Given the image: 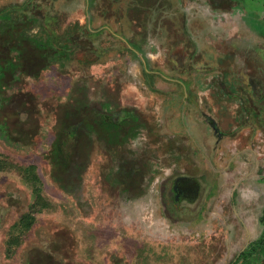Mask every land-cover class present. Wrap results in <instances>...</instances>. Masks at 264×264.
Returning <instances> with one entry per match:
<instances>
[{
  "label": "rangeland",
  "instance_id": "1",
  "mask_svg": "<svg viewBox=\"0 0 264 264\" xmlns=\"http://www.w3.org/2000/svg\"><path fill=\"white\" fill-rule=\"evenodd\" d=\"M25 1L0 0V7ZM243 2L256 22L246 48H264V0ZM27 4L19 12L12 6L0 11V22L17 17L23 29L31 25L27 35L33 37L24 42L27 60L23 55L20 69H7L0 79V264H264L262 248L242 255L264 232V157H244L264 151V129L258 135L256 127L254 137L244 126L248 112L234 119L233 110L219 111L229 131L216 141L204 132L209 114L200 109L206 96L200 82L248 79L257 61L243 49L222 63L213 52L206 66L199 40L191 50L181 45L187 22L199 13L210 19L213 34L236 33L234 26L246 32L243 8L238 12L228 0ZM197 26L189 34L194 43ZM47 27L61 51L48 67L36 47ZM66 31L77 39L72 56ZM123 34L131 38L128 47ZM151 34H158L160 47L172 39L178 46L176 55L168 49L159 61L169 74L146 63V53L151 58L161 49L147 39ZM185 52L190 62L183 65ZM0 57L11 54L6 49ZM125 112L139 119L127 120ZM249 139L256 141L249 146ZM182 175L199 176L206 186L201 207L192 212L165 204L166 189ZM23 221H32L30 228Z\"/></svg>",
  "mask_w": 264,
  "mask_h": 264
},
{
  "label": "crops",
  "instance_id": "2",
  "mask_svg": "<svg viewBox=\"0 0 264 264\" xmlns=\"http://www.w3.org/2000/svg\"><path fill=\"white\" fill-rule=\"evenodd\" d=\"M243 1L244 0H228V6L237 7L238 12L240 11L241 8H243L244 14L242 17L243 20H241V22L246 27L245 28L246 32H243L242 28L240 26L239 27L234 26L233 29L235 28L236 33H232V32H230L231 29H228V32L225 31V32H222V34H215V33L213 34L209 31L208 25H207V21H210V19L208 20V17H206L205 14L202 16V14L199 13V15L194 18L195 20H189V22H187V28L189 29L188 30L189 34L190 33L192 34V32H195L194 30H196V28L198 27L197 24L200 27V29H199L200 31L197 33L198 35H195V38H194L196 40L195 43L192 41L193 37L190 36L189 34H186V32H184L185 33L184 34V40L181 43V45L185 47V50H187V49L191 50L193 47H195V44H197V41L199 40V42H201L199 44V46L201 45V47H202L201 51L204 53L203 58H201V64H205L206 66L209 65L208 59L210 57H208V55L214 56L213 52L216 55L214 57L217 58V63H218V61H219V63H222V61H225L227 59V55H234V57L236 59L239 58L240 57L239 51L243 50V49L246 50L243 54H248V53L253 54L252 56L255 57V59L257 61L258 66H253V68H251L249 65V68H250L249 71H253V73L249 74L247 72V70H245L246 66H247L246 63L244 61H242L241 59H239V61L245 67V68H243V69L241 68V69L243 71H246L245 73H247L249 75H253V76L249 77L248 79H245V78L240 77V76L237 79H226L224 77L223 78L212 77L211 79H207L206 81L200 82L201 85H203L201 87L206 88V92H205L206 96H203L205 101L202 102V105L200 104V109L207 111V113L209 114L208 118L204 119L205 125H206V130L204 132H206V134H208V135H211L215 140H216V138H217V140H219L221 137V134L225 135L227 133L226 131H229V130L225 129L222 125V121L220 120V118L222 116H220V117L216 116L217 114H219V111L225 113L229 110H231V111L233 110V112H235L234 119H236L237 117L239 119H241L242 114L248 112L249 115H247V117H246L247 119H246L244 126H248L252 129L251 135H253L254 137L257 136L255 133L256 130H254L256 127L261 128L259 130L258 135H262V133L260 131H262L264 129V61L260 57V56L264 55V48L259 47V46H255V44H253L254 46H251V48H246L247 46H250L249 45V39L252 35L251 32H253L255 29V23L256 22H255L253 17L249 18V16L248 17L246 16L245 11L247 8L244 7L245 4ZM13 3H14V1H13ZM13 3L9 2L8 5L1 6L0 11L3 8H7L8 6H12V7H16L18 9V12H19V10H21V9L23 10L24 4H27V0L18 6H15L16 4H13ZM10 10H13V9H10ZM17 16H18V14H17ZM24 17H25V15H24ZM16 18L17 17L12 18V19L4 18L3 21L0 22V54H1V51L6 50V49H8L10 54H11V58L1 59V57H0V71L2 72V74L7 69L14 70L15 72L20 69L19 67L22 66V62L27 60V56H26L27 52L25 50L24 42L30 41L32 43V41H33L32 40L33 37L27 35V31L32 28L31 25L29 28L23 29L24 27L23 28L20 27V24H21L20 20H17ZM32 19H35V18H31V20ZM211 19L216 20V17H212ZM12 20H14V21H12ZM6 33H7V36H6V39H4ZM53 34L54 33H51L48 31V27H47V33L44 37L36 36V39H37L36 40V47L39 50H42L45 47V48L49 49V51H51L52 54L54 55V56L51 55L48 59H45L44 63L46 62V67L49 66V63L55 62V60L57 59L56 56L60 55V54L56 53L60 50V47L56 46L55 41L53 40V37H52ZM73 36H74L73 34L71 36L70 32L67 33V31H66L64 33V39L68 43V46H67L68 49L67 50L69 51V53L71 52V56L76 53L75 47H76L77 39H73L72 38ZM138 37H141V36L135 37L133 39V42L136 41V43H137V41L139 40ZM27 38H29V40ZM147 39L153 40L152 45L155 49L157 48V46L161 49H159V52L156 56L151 55V58H148L147 57L148 55L146 53V56H145L146 63L148 65H150V67H155L153 72L155 70H158V68H159V69L163 70L166 74H169V72L167 70H165L163 67L160 66L159 61L165 56L166 50H168V49L169 50L171 49V55L174 56L177 54L176 49H178V46L176 45L175 42H173L174 39H172L169 42V44H167L168 46H165V47L159 46L158 34H151L150 36L147 37ZM121 40L123 41L124 47H128L127 42H129V44H131V42H132L131 38L128 37V35H126V34H123ZM245 40H248V42H245ZM139 45H140V43H139ZM147 45L148 44H146V47L148 48ZM61 47H62V45H61ZM256 47H258V49ZM143 48H144V46H143ZM259 51H262V55H260V56H259V54H260ZM59 53H61V51H59ZM183 54H184V57L182 60L183 65L184 64L186 65V63L189 64L190 59L188 58L189 56L187 57L188 52H185ZM23 55H24L25 60L21 59ZM29 59H31V58L29 57ZM171 59L172 58H169V60H171ZM132 60H134L136 63L139 64V67L141 68V72H142L141 82L145 83V78H144L145 72H144L142 62L137 59L135 53L132 56ZM152 63H153V65H152ZM10 67H12V68H10ZM190 67H192L191 64H190ZM125 68H127V66H125ZM249 75H247V76H249ZM0 77H2L1 74H0ZM188 87L190 88V85ZM209 88H211L210 92L207 91ZM236 88H237V90H236ZM213 91H215L216 94L215 93L213 94ZM191 93H192V91H191ZM217 99H218V103H216ZM193 101H194V98H193ZM193 101H192V105H196V103ZM230 102L233 103V106H232L233 109L228 107L226 104V103H230ZM223 103H225V105H222ZM214 104L217 105V108H215V109H214ZM124 114H126V115L123 117L127 120L133 119V118H135L136 120L139 119L137 116H135L131 112H125ZM116 117H117V115H116ZM200 117H202V119L204 118V114H203L202 110L200 111V116L198 118H200ZM198 118L196 119L197 121L200 120ZM188 119L191 122L194 121V118H190L189 116H188ZM181 129H182V133H185L188 135V133L184 130V128H181ZM208 130H210V133H208ZM225 136H227V135H225ZM189 138L195 139L191 136H189ZM202 140L204 142V138ZM255 141L256 140H254V139H252V140L249 139V142H248L249 146L253 142L255 143ZM194 142L197 143V140L195 139ZM204 145H205L206 149L209 147L211 150H213L214 148H212V147L215 146L214 144H209V146L206 144H204ZM256 154L257 155L260 154L264 157V151H259V150L258 151H256V150L255 151L254 150L248 151L246 154H244V157H247V160L250 161V160H252L253 157H255V159H256V156H257ZM217 157H219V158H215L216 161L221 160V158H220L221 156L217 155ZM244 166H251V164H246ZM187 177L198 178L199 176H187ZM205 177H206V175H205ZM198 182H199V185H201L200 180H198ZM244 187H245V184H244ZM204 197L205 196L203 195L202 198H204ZM202 198H201V200H197L198 202H196V205H193V202H195V201H193L192 203L189 202L188 204L190 205L189 207L191 208V210L187 209L185 211H191L192 212L195 210L196 206H197V208H200L201 204L203 203ZM195 200H196V198H195ZM262 217H263V215H262ZM263 231H264V229H263ZM261 235H260V237H261ZM254 242H251L250 245L248 246V248H250V246ZM240 255H241V253H240ZM252 255H254V251H251L248 254V257L252 256ZM238 256H239V254H238Z\"/></svg>",
  "mask_w": 264,
  "mask_h": 264
},
{
  "label": "flooded vegetation",
  "instance_id": "3",
  "mask_svg": "<svg viewBox=\"0 0 264 264\" xmlns=\"http://www.w3.org/2000/svg\"><path fill=\"white\" fill-rule=\"evenodd\" d=\"M27 4H24V7H26ZM44 50V51H43ZM39 57L41 59V62H43L44 65H46V62L44 63L45 59H48L51 55L52 52L49 51L47 48H43L42 50H39ZM259 56L262 55V51H259ZM263 61H264V55L260 56ZM94 113H97L101 116L106 114L105 112H99L95 111ZM106 115H109L108 113ZM190 179H194V177L190 178L185 175L177 177L175 180H173L172 185H169V187L166 189V199L165 203L167 206L166 207H171L169 202H172V207L177 213H183L185 210H191L189 207L190 205L188 204L189 202L192 203L194 200L193 198L197 196V184L194 185L190 181ZM193 197V198H192ZM190 199V200H188ZM165 207V208H166Z\"/></svg>",
  "mask_w": 264,
  "mask_h": 264
},
{
  "label": "trees",
  "instance_id": "4",
  "mask_svg": "<svg viewBox=\"0 0 264 264\" xmlns=\"http://www.w3.org/2000/svg\"><path fill=\"white\" fill-rule=\"evenodd\" d=\"M0 74L2 75V72L0 71ZM2 77H0V79H1ZM106 118V117H105ZM104 118V119H105ZM109 118H107V119H105L106 121L108 120ZM77 128V126L76 127H74V129H73V131H75V129ZM110 135H112V134H110ZM33 168V169H32ZM30 170H32L31 171V177L32 178H35V176L34 175H36V173L34 172L35 171V167L34 166H32V167H30L29 168ZM34 175H33V174ZM38 189V190H37ZM34 191L35 192H40V189L39 188H34ZM262 221H263V223H264V214H263V217H262ZM23 222H25V223H23V227L24 228H26V229H28V228H30V226L32 225V221L30 222V221H23ZM262 248L263 250H264V232H263V234L261 235V237L258 239V240H256L251 246H250V248H247V250H245L244 252H243V254L242 255H246V256H248V254L251 252V251H255L257 248ZM259 250V249H258ZM260 251V250H259Z\"/></svg>",
  "mask_w": 264,
  "mask_h": 264
},
{
  "label": "water",
  "instance_id": "5",
  "mask_svg": "<svg viewBox=\"0 0 264 264\" xmlns=\"http://www.w3.org/2000/svg\"><path fill=\"white\" fill-rule=\"evenodd\" d=\"M190 181L192 182V183H194V185L195 184H197V186H198V188H197V196L196 197H192L194 200H192V201H195V202H193V205H196V202H198L197 200H200V198H202V196L204 195V193H205V185H203L202 184V186L201 185H199V182H198V179L197 178H194V179H190ZM204 187V188H203ZM195 198H196V200H195ZM188 200H190V199H188Z\"/></svg>",
  "mask_w": 264,
  "mask_h": 264
}]
</instances>
